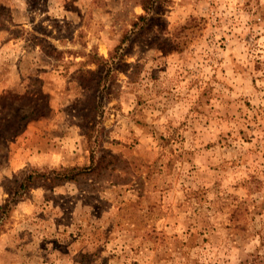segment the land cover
I'll use <instances>...</instances> for the list:
<instances>
[{
    "label": "rangeland",
    "instance_id": "obj_1",
    "mask_svg": "<svg viewBox=\"0 0 264 264\" xmlns=\"http://www.w3.org/2000/svg\"><path fill=\"white\" fill-rule=\"evenodd\" d=\"M142 1L0 0V264H264V0Z\"/></svg>",
    "mask_w": 264,
    "mask_h": 264
},
{
    "label": "trees",
    "instance_id": "obj_2",
    "mask_svg": "<svg viewBox=\"0 0 264 264\" xmlns=\"http://www.w3.org/2000/svg\"><path fill=\"white\" fill-rule=\"evenodd\" d=\"M159 2V0H145L142 1L141 5L144 8V10L146 11V15H149L150 11L152 10V7L154 4H157ZM140 20H146L145 16H139ZM137 24V23H135ZM105 62V61H103ZM37 112V109L35 108L33 112H31V114H34ZM28 118L27 116H24L21 118L22 119H26ZM90 133H87L86 136H88V138L90 137ZM102 161V164H104V160L103 158H97L95 156V154H92L91 157V165L89 167H73V168H68V169H63L61 171H52L49 173H41L39 171H35V172H27L25 173V176L23 177V181L20 183L19 188L20 190L24 193L26 191L29 190L31 183L37 179V178H49V176H53V178H57L60 181H64V182H72V181H77V179L80 177L81 174H83L84 172H88V171H94L97 167H99V161ZM55 176V177H54ZM17 194V193H16ZM9 200L5 203L4 206H0V216L2 215V213H5V210L7 209L8 212V206H9Z\"/></svg>",
    "mask_w": 264,
    "mask_h": 264
}]
</instances>
